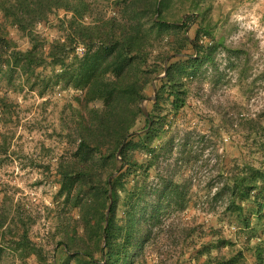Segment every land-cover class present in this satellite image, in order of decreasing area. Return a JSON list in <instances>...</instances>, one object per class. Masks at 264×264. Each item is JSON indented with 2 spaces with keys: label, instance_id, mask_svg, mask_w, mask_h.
<instances>
[{
  "label": "trees",
  "instance_id": "16d2710c",
  "mask_svg": "<svg viewBox=\"0 0 264 264\" xmlns=\"http://www.w3.org/2000/svg\"><path fill=\"white\" fill-rule=\"evenodd\" d=\"M228 22L223 0H0L1 124L11 92L62 91L75 143L50 201L0 199V257L264 264V47Z\"/></svg>",
  "mask_w": 264,
  "mask_h": 264
},
{
  "label": "rangeland",
  "instance_id": "374dc122",
  "mask_svg": "<svg viewBox=\"0 0 264 264\" xmlns=\"http://www.w3.org/2000/svg\"><path fill=\"white\" fill-rule=\"evenodd\" d=\"M223 10L229 13L227 26L235 27L230 39L252 33L261 38L264 47V0H223ZM47 32L52 31L47 29ZM11 95L19 103V118L6 126L0 122V139L2 133L13 135L8 153L0 154V199L7 193L14 202L50 201L56 186L53 173L46 165L54 166L61 155L75 148L74 141L65 136L66 93L58 90L48 93L52 102L47 104L26 85L21 92H11ZM252 103L255 107L263 105L261 89L253 96ZM16 263L7 252L0 257V264Z\"/></svg>",
  "mask_w": 264,
  "mask_h": 264
},
{
  "label": "water",
  "instance_id": "95a60500",
  "mask_svg": "<svg viewBox=\"0 0 264 264\" xmlns=\"http://www.w3.org/2000/svg\"><path fill=\"white\" fill-rule=\"evenodd\" d=\"M167 62H168V59L166 60V63H165V69L167 68ZM165 74H166V71H165L162 75H160V76H163V75H165ZM153 88H154V94L151 95V96H150V97H149V98H148V99L142 104V109L144 110V112H145L146 114H148V111H147V105H146L147 101L150 100V99H154V98H155L156 89H157L156 80L153 81ZM116 173H117V172H115V173L111 176L110 180L112 179V177H114V176L116 175ZM109 195H110L111 203H112V190L109 191ZM111 203H110V205H109V207H108L107 214H108L109 211H110Z\"/></svg>",
  "mask_w": 264,
  "mask_h": 264
},
{
  "label": "built area",
  "instance_id": "2783aa9c",
  "mask_svg": "<svg viewBox=\"0 0 264 264\" xmlns=\"http://www.w3.org/2000/svg\"><path fill=\"white\" fill-rule=\"evenodd\" d=\"M83 50H84V48H83V47H79V48H78V51H79L80 53H82V52H83Z\"/></svg>",
  "mask_w": 264,
  "mask_h": 264
}]
</instances>
